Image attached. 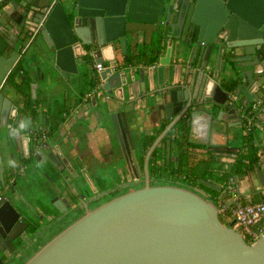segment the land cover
Instances as JSON below:
<instances>
[{"label":"water","instance_id":"1","mask_svg":"<svg viewBox=\"0 0 264 264\" xmlns=\"http://www.w3.org/2000/svg\"><path fill=\"white\" fill-rule=\"evenodd\" d=\"M110 48L116 58L98 73L89 103L113 132L110 147L121 153L131 179L141 168L130 123L146 108L171 121L147 150L142 188L92 210L85 206L25 264H264V233L248 245L234 221L228 227L220 222L217 206L200 191L151 186L148 174L154 151L174 128L204 152L240 155L227 147L228 129L241 125L240 112L264 96V0H0V186L8 188L0 197V264L28 247L40 229L38 213L19 206L26 205L18 192L24 171L16 174L22 168L17 160H32L35 149L28 132L40 117L38 89L68 86L79 65L91 58L103 65ZM146 52L164 54L158 67L136 65ZM256 128L264 130V110ZM37 157L62 179L65 170H77L59 145L46 143ZM234 158L213 161L234 165ZM208 172L224 180L222 168ZM201 182L216 192L223 188ZM51 209L60 215L74 210L59 192L49 200L50 219Z\"/></svg>","mask_w":264,"mask_h":264},{"label":"crops","instance_id":"2","mask_svg":"<svg viewBox=\"0 0 264 264\" xmlns=\"http://www.w3.org/2000/svg\"><path fill=\"white\" fill-rule=\"evenodd\" d=\"M129 60H132L133 57L132 49L129 46ZM115 48L108 49L104 52L103 59L105 60L103 66H107L109 61L116 58ZM157 56V61L153 65L139 64L138 67H151L159 66V59L164 56V54H154L151 52H146L144 59H151L152 56ZM93 59L91 58L88 61L87 65H79V75L78 76H69V85L62 87L61 89L55 90L51 89L45 91L44 84L37 91V100L40 104L39 114L40 117L37 120V124L33 126V129L38 127H43L47 130V120L51 116L59 117L62 119L61 124L52 130L48 134V144L51 148L56 146H61L65 158L68 161V165L71 168L77 169L75 173H70L69 170H65L64 176L65 179L60 178L59 174L56 172V169L48 164L45 160L40 163L37 162L39 157H35V149H31L32 160H20L18 159L17 163L22 166L16 167V174L20 177V172L23 170L24 174L20 177V185L18 187V192L23 195L25 199V190L26 187L30 185L33 186L35 182L39 184L44 180L47 184L49 193L46 197L50 200L53 197L57 196V192L60 193V196L66 200L71 208L76 206L77 202H82L85 200L84 191L81 192V188L78 186L82 185L84 177L86 178L87 183L93 191H98L100 194L108 192L105 183V180H109L110 184L114 187L123 186L127 182L128 173L124 169V163L122 160L121 153L116 150V147L111 149L110 145H113V132H111L104 124L98 122V119L93 115L95 109L90 108V97L93 95V90L96 84V77ZM137 69L135 70V79L138 78ZM155 75V74H154ZM165 81L167 80V75L165 76ZM73 81V82H72ZM94 82V83H93ZM93 83V84H92ZM154 85L156 84V78L154 77ZM92 84V87H91ZM91 87V88H90ZM222 87H224L222 85ZM24 100L30 106H32L33 100L29 88L24 90ZM87 96H90L87 98ZM89 112V115L87 114ZM102 112V111H101ZM143 115L140 116L139 120L136 122L130 123V130L132 139L135 145V150L139 158H141L140 167L143 170L144 168V157L147 153L148 148L155 141V139L160 135L164 128L169 125L170 121L164 120L161 121L160 117L156 110L152 108H146L143 112ZM87 114V115H86ZM104 116V113L101 114ZM163 128V129H162ZM243 127L241 125L228 129V139L227 147L240 150V155L235 156V158L230 153L216 154L217 156L212 155L210 152H204V148H191L188 167H183L184 172L173 174V177L170 175V171L166 168L163 161H159L156 164L150 166L154 170V180L159 181H177L183 180L188 186L195 188L202 193L209 194L204 191L203 188L199 186L201 181H216L223 185V188L217 195H212L223 204H231L235 199L240 202H253L260 203L264 201V185L261 184V181L256 175L255 168H258L259 173L264 181V165L259 161V163L254 166L253 169L247 170L245 167L240 174L235 173L236 166L240 159H242L245 153V140L243 134ZM185 133H180L177 129H172L168 138L172 140L176 139L181 140V137L184 139L188 136H184ZM255 138V145L259 148L258 156L260 160L264 157V130L263 131H253L251 134ZM152 141V142H151ZM151 144L148 146V144ZM220 142L223 143V139H220ZM65 143L70 144V147L64 145ZM160 145V144H159ZM158 148V147H157ZM113 151L116 153L113 154ZM175 150L169 149L168 154L165 157V160L168 158L172 161L173 164L177 163V155ZM80 155L82 160H74V156ZM115 156V157H114ZM228 158L230 161L234 158L237 162L235 164H224L217 163L213 161L215 158ZM122 163L121 165H119ZM26 164H29L32 170V181H27L25 179V172L27 167ZM114 164L117 169H115ZM34 167H33V166ZM118 165V166H117ZM222 168L224 173V180L221 181L217 175H212L208 172L209 169L218 170ZM114 170V171H112ZM151 170V171H152ZM104 171V172H103ZM50 179H46L44 173ZM105 173V174H104ZM156 173L161 175L157 177ZM9 181L6 182L7 186H11L13 181V176H9ZM81 179V180H80ZM231 179H234L235 189L226 190L224 187L225 183L229 182ZM163 185V184H159ZM169 186H177L172 184H165ZM31 186V187H32ZM98 189H97V188ZM207 187V186H206ZM85 188V187H84ZM8 188H2L0 186V197L6 196ZM227 191V193H226ZM26 205H19L25 211H33L38 213L39 219L43 218L44 212H46L45 207L48 208L49 205L44 202V205L36 206V209ZM30 207V208H29ZM43 215H39L40 212ZM55 210L51 209V214L55 215ZM32 213V215H34ZM72 211H68L65 215H69ZM46 218L50 220V215L46 212ZM64 216H59L62 218ZM29 247V246H28Z\"/></svg>","mask_w":264,"mask_h":264},{"label":"rangeland","instance_id":"3","mask_svg":"<svg viewBox=\"0 0 264 264\" xmlns=\"http://www.w3.org/2000/svg\"><path fill=\"white\" fill-rule=\"evenodd\" d=\"M121 164L122 163H120L119 165H121ZM26 165H27V167H25L26 172H25V179L24 180L32 181L33 178L31 175L32 174L31 167L29 164H26ZM114 167H115V169H117L115 164H114ZM112 171H114V170H112ZM43 173H44L45 178L48 180L49 178L46 175V173L45 172H43ZM81 181H82V185L78 184V186L81 188V192L84 191L85 200L82 202H77L76 205L83 206V208H85V206H86L89 210H92V209L98 207L99 205L111 200L112 197H114V196H120L124 193H127L129 191H132V190H135V189H138L141 187V185H135V186L125 185V186H119L116 188L110 184L109 180H105V183L107 184L106 188L109 192L105 195H102V194H100V192L93 191V189H91V187L89 186V183H87L85 177ZM159 183L163 184V185L172 184V185H177V186L185 187L188 189H192L194 191L196 190L195 188H192V187L188 186L187 184H185L183 182V180H180V181L177 180V181H172V182L162 181ZM155 184H158V183L155 182ZM19 185H20V182L18 183V187H19ZM31 186L32 185H30L29 187H26V190H25V199H26L27 204H29L30 207H32L33 209H36V206H38V205L39 206L44 205V202H46V204L49 205V199L46 197V195H48L50 193H49L48 186L44 182V180H42V182H40L39 184H37V182H35L33 184V186L32 187ZM215 202H216V200H215ZM233 208H234V206H229L227 211H226V215H222V214L219 215L220 221L226 227H228L230 224L228 222V218H230L231 211ZM46 209L47 208L45 207V210ZM38 212H40V211L38 210ZM44 213L46 214V212H44ZM45 214L43 216L41 214V212L39 213V215H41V217L43 216V218L39 219L40 224H38L41 230L37 231V233L35 235H33L32 241L28 245L29 247H26V248H24V250H20L18 253L13 254L9 259L4 258V261L6 262V264H25L28 261V259L38 249H40L43 245H45L53 236L57 235L65 227H67L68 225H70L71 223H73L75 220H77L79 217L82 216V215L80 216L81 213L75 214L72 212V213H69V215H64V217H62L60 221L52 222L51 219L49 220L46 218ZM55 215L61 216L57 212H55ZM236 231L241 233V231L239 229H236ZM244 240H246V239L244 238ZM246 241L248 242V240H246Z\"/></svg>","mask_w":264,"mask_h":264},{"label":"built area","instance_id":"4","mask_svg":"<svg viewBox=\"0 0 264 264\" xmlns=\"http://www.w3.org/2000/svg\"><path fill=\"white\" fill-rule=\"evenodd\" d=\"M105 67L102 64H96L94 66L95 74L98 75ZM97 89V85L95 86L93 92ZM90 96H87L89 98ZM234 99V96H232ZM264 110V96L252 103L249 104L246 111L240 112V120L241 126L243 127L242 131L244 136H247L254 126L256 125V118L259 114ZM28 136L31 138V142L35 146L34 156L39 155V148L43 147L48 142V132L43 129V127H38L37 129H32L28 132ZM237 186L235 185L234 179H231L226 185V190L235 189ZM234 191V190H233ZM216 205L218 208L219 215H226V211L229 206H234L231 211V216L228 218V222H235L234 229H239L241 231L238 232L242 239L244 238L248 240H244L248 245L257 241L264 233V201L260 203H253L250 201L240 202L235 199L231 204H223L216 199Z\"/></svg>","mask_w":264,"mask_h":264},{"label":"trees","instance_id":"5","mask_svg":"<svg viewBox=\"0 0 264 264\" xmlns=\"http://www.w3.org/2000/svg\"><path fill=\"white\" fill-rule=\"evenodd\" d=\"M145 56H146V53H142L137 58L136 65H139V64L153 65V64L156 63L157 56L151 55L152 58L148 59V60L144 59ZM132 60H130V61H132ZM92 84H91V87H92ZM61 122H62L61 118L55 117V116H51L50 119L47 120V125H46L47 128H48V134L52 130H56V128L61 124ZM256 130H257V128H256V125H255L254 128L252 129V131L247 136L244 137V140H245V153H244L242 159H240V161L238 162V164L236 166L235 173H237V174H240V172L242 173V170H243L244 167L247 170L253 169L254 166H256L259 163V161H260V158L258 156L259 148L255 145V141H254L255 138L251 136L253 131H256ZM185 135L186 134H184V136ZM151 142L148 144V146L151 144ZM191 148H202V147H198V146H194V145L190 144L187 141V137L185 139L183 137H181V140L176 139V137L173 138L172 140H170V138H168V137L164 138L161 141V143L158 146V148H156V150L154 151V153L152 155V158H151L152 164H156L159 161H163L164 165L166 166V168L171 173H173V174L182 173V172H184V168L183 167L184 166L188 167L189 156H190V151L189 150ZM169 149L175 150L174 152H176V155H177V158H178L176 165L173 164L172 161H170L169 158L167 160H165V157L168 154ZM199 186L201 188H203L204 191L208 192L211 195H217V193H218L215 190H213V189H211L209 187H206L202 183H199Z\"/></svg>","mask_w":264,"mask_h":264},{"label":"flooded vegetation","instance_id":"6","mask_svg":"<svg viewBox=\"0 0 264 264\" xmlns=\"http://www.w3.org/2000/svg\"><path fill=\"white\" fill-rule=\"evenodd\" d=\"M137 157H138V155H137ZM138 160H139V164H140V162H141V158H139L138 157ZM151 165H153L152 164V161L150 160V165H149V168H148V174H149V179H150V185L151 186H159V182H162V181H157V180H154V175H155V172H154V170H152V167H151V169H150V166ZM154 166V165H153ZM141 168V167H140ZM152 170V171H151ZM128 173V172H127ZM156 175H157V177H159L161 174L160 173H156ZM170 175H171V177H173V174L170 172ZM132 179L130 178V175H129V173H128V178H127V182H126V184L125 185H129V186H135V185H141V187L140 188H142L143 186H144V181H145V172H144V168H143V170L141 169V175H139L138 177L135 175V174H132ZM155 182H157L158 184H155ZM125 185H123V186H125ZM139 189V188H138ZM136 190V189H135ZM133 191V190H132ZM109 192V191H108ZM108 192H106V193H104V195L105 194H107ZM130 192V191H129ZM201 192V191H200ZM202 193V192H201ZM125 194V193H124ZM205 197H207V199L208 200H210L212 203H214L215 205H216V202H215V200H214V196H212V195H208V194H205V193H202ZM116 197H118V196H114V197H112V199L113 198H116ZM217 206V205H216ZM89 207V206H88ZM84 211H85V208H83V206H80V205H76L75 207H74V210L72 211L73 213H75V214H80V216L81 215H83L84 214ZM61 216H64V215H61ZM59 216H56V215H54V218H51V220H52V222H56V221H60L61 220V218H58ZM220 220V219H219ZM221 222V221H220ZM37 223L38 224H40V221H39V219L37 220ZM222 223V222H221ZM41 229H37L36 231H35V233H37V231H40Z\"/></svg>","mask_w":264,"mask_h":264}]
</instances>
